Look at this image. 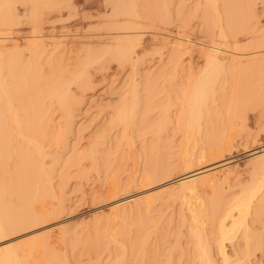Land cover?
Segmentation results:
<instances>
[{
    "label": "bare ground",
    "instance_id": "1",
    "mask_svg": "<svg viewBox=\"0 0 264 264\" xmlns=\"http://www.w3.org/2000/svg\"><path fill=\"white\" fill-rule=\"evenodd\" d=\"M219 1L222 0H204L206 7H201L200 1L195 5L193 17L203 10L204 31L197 35L189 21L182 23L179 0H0V171L3 174L0 208L8 190L22 193H10L23 202V208L13 216L16 226L44 225L30 232L28 239L3 242L9 216L0 214V264H29L36 252L53 243V236L59 230V223L46 225L47 215L33 208L38 182L46 176L39 143L45 133L37 125L42 118L38 112L41 101L47 94L57 98L63 130L69 131L74 108L65 92L58 93L59 88L89 85L91 71L106 69L113 62L127 64L130 70L121 104L114 109L111 128L119 127L121 139L129 144L128 155L133 162L125 181L116 175L117 168L108 170L103 177L98 172L90 174L85 167L96 169L100 160L107 162L101 158L97 145H106L110 150L116 143V137L110 138L109 134L93 139L76 166L80 172L78 185L86 198L114 200L113 222L126 215L142 220L141 212H149L151 197L135 198L154 189L152 178L156 174L139 170L127 134L137 113L138 70L147 52L157 54L160 59L168 40L179 41L183 35L209 38L211 45L197 50L203 67L183 76L173 91L180 102L176 124L182 132L183 173L158 188L176 186L173 198L184 202L189 214L192 264H217L205 232L201 206H195L187 198L199 190L215 192L230 188L235 181L237 171L231 165L243 161L238 159L239 138L245 133L242 116L248 106L238 89L246 75L254 71L264 74V31L254 30L251 22L256 14L255 0L239 3L223 0L222 6ZM18 16L27 21L21 29H15L20 22ZM15 32H22L23 38L3 36ZM191 49L192 45L178 42L172 46L177 61L182 57L181 52L185 54ZM46 58L50 61L51 77L43 73L40 63ZM148 81L144 87L152 88L154 84ZM10 88L20 93L12 95ZM26 105L32 110L22 114L21 108ZM168 110L169 106L165 112ZM20 139L24 142L20 143ZM247 157L252 160L244 164V169L255 183L243 187L240 197L221 214L216 213L220 205L214 206L220 264H253L252 259L264 264V146L253 141ZM83 162L86 164L82 165ZM195 163L209 164L195 167ZM106 164L111 167V161ZM135 189L141 191L133 193ZM128 202L133 207L126 206ZM253 204L259 211L252 214ZM46 234L51 236L45 243Z\"/></svg>",
    "mask_w": 264,
    "mask_h": 264
},
{
    "label": "rangeland",
    "instance_id": "2",
    "mask_svg": "<svg viewBox=\"0 0 264 264\" xmlns=\"http://www.w3.org/2000/svg\"><path fill=\"white\" fill-rule=\"evenodd\" d=\"M179 1L182 8V23L189 21L197 35L203 34L201 19L203 10L193 17V9L198 1L201 7H206L204 0ZM222 1H219L220 6L224 5ZM235 2L239 3L240 0ZM17 6L20 4L15 5ZM254 10L256 14L251 21L252 26L257 32H262L264 0H255ZM18 18L20 22L15 25V29H21L27 22L23 16ZM3 36L23 38V33L15 32ZM188 41L193 44H189ZM177 42L193 47L185 54L181 52L180 61H177L176 54L172 51L173 44ZM203 45H211L209 38H189L184 35L179 41L170 38L160 59L157 54L147 52L144 63L139 67L140 84L136 90L137 113L134 125L127 130V134L131 138L132 149L136 152L135 162L139 170L147 169L156 174V177L152 178L154 185L151 188L154 189L135 198L151 197L149 212H141L142 220L136 216L126 215L113 222L114 212L111 203L114 200L96 201L91 196L86 198L78 185L80 172L76 167L79 157L84 155L90 141L109 134L110 138L116 137L115 145L110 150L106 145L96 147L101 150L99 153L102 154L101 158L107 162L100 160L96 169L85 167V170L92 175L98 172L103 177L108 170L117 168L116 175L123 181L126 180L133 159L128 155L129 144L121 139L119 127L111 128V120L114 109L121 104L120 98L130 77L129 66L113 62L106 69L91 71L89 85L70 84L59 88L58 93L61 92L62 95L65 92L74 108L75 117L67 132L63 130V119L57 98L45 95L38 107L42 118L37 125L39 127L41 125L45 133V138L39 139V143L43 152L41 166L46 176L38 182V194L33 208L36 212L47 215L46 225L59 223V230L53 236V243L36 252L29 264H192L193 247L187 225L189 214L184 202L173 198L177 191L176 186L158 187L183 173L180 155L182 132L180 126L176 124L180 102L173 91L177 90L183 76L203 67L204 62L197 52ZM48 62H50L48 58L40 61L43 73L51 77ZM245 78L238 89V94L243 95L242 98L246 97L247 99L242 100H247L248 104L242 116L245 133L239 138L241 151L238 152V159L243 161L231 165L237 171L236 179L230 188H219L215 192L199 190L196 195L187 198L195 206H201L205 232L217 264H220V260L215 243L214 206L220 205V210L216 213L221 214L240 197L243 187L255 183V179L244 169V164L252 160L247 156L253 141L264 146V74L260 75L254 71ZM151 79L156 80L148 81ZM147 81L154 86L144 87ZM9 91L12 95L20 93L16 88H10ZM21 95L26 96V93ZM218 97L223 99L221 95ZM167 106L169 110L166 113ZM21 110L24 114L32 109L26 105ZM202 140L205 141L206 137ZM19 141L24 142L21 139ZM16 144L17 141H14V146ZM109 161L111 167L106 164ZM84 164L86 162L82 165ZM207 164L209 163L202 165L195 163V167ZM2 177L0 171V179ZM140 191L135 189L133 193ZM10 193L22 194L8 190L2 200L0 214L9 216L6 218L9 222L4 227L6 233L1 241L14 239L23 241L28 239L27 235L30 232L41 229L44 225L16 226L13 216L23 208V202ZM126 206L133 207V203L128 202ZM255 207L253 204L252 214L259 211L257 208L254 209ZM49 236L51 235L44 236L45 243L50 239ZM252 262L259 263L254 259Z\"/></svg>",
    "mask_w": 264,
    "mask_h": 264
}]
</instances>
